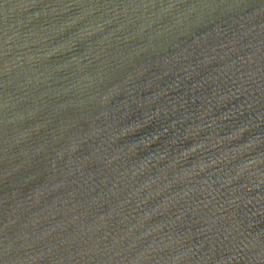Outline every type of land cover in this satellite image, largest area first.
I'll use <instances>...</instances> for the list:
<instances>
[{"label": "water", "instance_id": "obj_1", "mask_svg": "<svg viewBox=\"0 0 264 264\" xmlns=\"http://www.w3.org/2000/svg\"><path fill=\"white\" fill-rule=\"evenodd\" d=\"M0 264H264V0H0Z\"/></svg>", "mask_w": 264, "mask_h": 264}]
</instances>
